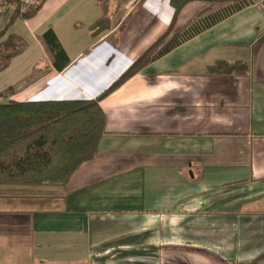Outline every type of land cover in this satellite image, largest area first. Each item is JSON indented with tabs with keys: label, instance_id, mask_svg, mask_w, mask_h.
<instances>
[{
	"label": "crops",
	"instance_id": "crops-1",
	"mask_svg": "<svg viewBox=\"0 0 264 264\" xmlns=\"http://www.w3.org/2000/svg\"><path fill=\"white\" fill-rule=\"evenodd\" d=\"M98 1L15 21L28 48L0 95L94 100L156 58L99 102L97 156L65 187L0 185V264H264V9L193 2L174 17L169 0H119L97 35Z\"/></svg>",
	"mask_w": 264,
	"mask_h": 264
},
{
	"label": "trees",
	"instance_id": "trees-1",
	"mask_svg": "<svg viewBox=\"0 0 264 264\" xmlns=\"http://www.w3.org/2000/svg\"><path fill=\"white\" fill-rule=\"evenodd\" d=\"M47 0H33L24 13L19 0H0V6L12 10L8 17L0 16V73L11 61L23 54L27 42L9 30L17 20L35 16ZM203 2L230 7L237 12L252 0H169L174 17L189 3ZM102 15L91 27L97 35L107 33L118 21L119 0H99ZM51 51L63 54L51 30L43 35ZM176 41L170 46L175 47ZM147 51L108 89L94 100H54L16 102L0 95V185L65 187L73 174L95 159L99 142L105 135L106 116L99 102L148 66L154 58ZM247 72V65L218 63L211 70Z\"/></svg>",
	"mask_w": 264,
	"mask_h": 264
},
{
	"label": "built area",
	"instance_id": "built-area-1",
	"mask_svg": "<svg viewBox=\"0 0 264 264\" xmlns=\"http://www.w3.org/2000/svg\"><path fill=\"white\" fill-rule=\"evenodd\" d=\"M20 1V12L24 13L28 10L29 6L32 5L33 0H19ZM249 6L255 8L264 9V0H252ZM12 10L9 6L1 5L0 6V16L8 17L11 14Z\"/></svg>",
	"mask_w": 264,
	"mask_h": 264
},
{
	"label": "rangeland",
	"instance_id": "rangeland-1",
	"mask_svg": "<svg viewBox=\"0 0 264 264\" xmlns=\"http://www.w3.org/2000/svg\"><path fill=\"white\" fill-rule=\"evenodd\" d=\"M217 6H220V5H216V7H217Z\"/></svg>",
	"mask_w": 264,
	"mask_h": 264
}]
</instances>
